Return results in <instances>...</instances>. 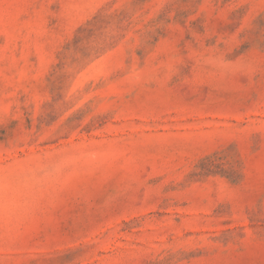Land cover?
Returning <instances> with one entry per match:
<instances>
[{
	"label": "rangeland",
	"instance_id": "1",
	"mask_svg": "<svg viewBox=\"0 0 264 264\" xmlns=\"http://www.w3.org/2000/svg\"><path fill=\"white\" fill-rule=\"evenodd\" d=\"M0 264H264V0H0Z\"/></svg>",
	"mask_w": 264,
	"mask_h": 264
}]
</instances>
